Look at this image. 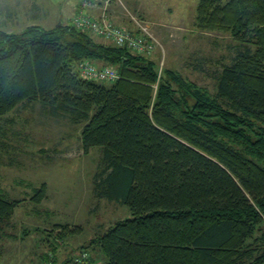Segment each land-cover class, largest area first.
Masks as SVG:
<instances>
[{
	"label": "trees",
	"instance_id": "16d2710c",
	"mask_svg": "<svg viewBox=\"0 0 264 264\" xmlns=\"http://www.w3.org/2000/svg\"><path fill=\"white\" fill-rule=\"evenodd\" d=\"M194 13L195 29L238 43L211 90L167 67L158 77L151 57L72 24L0 28V116L36 101L83 121L82 151L101 149L93 196L130 211L89 240L101 264H264V0H198ZM0 15V26L18 16ZM84 60L118 79L81 78L74 65ZM46 197L42 183L30 199ZM19 202L0 195V233ZM50 231L44 264H81L54 255L74 230Z\"/></svg>",
	"mask_w": 264,
	"mask_h": 264
},
{
	"label": "rangeland",
	"instance_id": "374dc122",
	"mask_svg": "<svg viewBox=\"0 0 264 264\" xmlns=\"http://www.w3.org/2000/svg\"><path fill=\"white\" fill-rule=\"evenodd\" d=\"M197 1L111 0L108 11L118 26L136 29L133 17L148 28L159 45L152 54L139 56L155 60L159 75L162 68H171L211 90L220 64L230 62L238 43L227 34L195 29ZM76 3L78 0H0V8L13 9L18 15L0 28L18 32L31 24L44 29L72 24ZM83 124L69 112L36 101L21 103L0 116V195L20 200L9 225L0 233V264H44L42 255L51 253L57 238V231H50L54 225L74 230L57 240L54 255L59 263L77 258L84 248L93 263L101 264L100 255L89 251V240L115 221L130 217L125 204L93 196L95 182L102 178L101 149L82 151L79 133ZM42 183L47 197L37 205L30 197Z\"/></svg>",
	"mask_w": 264,
	"mask_h": 264
},
{
	"label": "built area",
	"instance_id": "2783aa9c",
	"mask_svg": "<svg viewBox=\"0 0 264 264\" xmlns=\"http://www.w3.org/2000/svg\"><path fill=\"white\" fill-rule=\"evenodd\" d=\"M111 0H78L72 25L80 30L88 31L94 36L118 47H125L137 55H150L159 44L148 28L131 17L136 29L130 30L114 24L110 18L108 7ZM79 76L89 81H109L118 79V74L112 67H98L88 60L74 65ZM159 75V74H158ZM89 254L81 252L77 262L93 264L88 261ZM46 264H52L48 261Z\"/></svg>",
	"mask_w": 264,
	"mask_h": 264
},
{
	"label": "crops",
	"instance_id": "0c3cea01",
	"mask_svg": "<svg viewBox=\"0 0 264 264\" xmlns=\"http://www.w3.org/2000/svg\"><path fill=\"white\" fill-rule=\"evenodd\" d=\"M101 41H104V40L101 39ZM104 42H106V41H104ZM100 262H101V258H100V260H99V263H100ZM97 264H98V262H97Z\"/></svg>",
	"mask_w": 264,
	"mask_h": 264
}]
</instances>
